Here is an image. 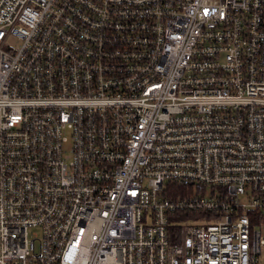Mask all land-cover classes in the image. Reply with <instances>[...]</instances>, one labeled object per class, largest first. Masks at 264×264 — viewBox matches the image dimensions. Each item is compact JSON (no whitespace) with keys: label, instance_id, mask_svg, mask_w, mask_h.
<instances>
[{"label":"built area","instance_id":"built-area-1","mask_svg":"<svg viewBox=\"0 0 264 264\" xmlns=\"http://www.w3.org/2000/svg\"><path fill=\"white\" fill-rule=\"evenodd\" d=\"M262 228L264 0H0V264H264Z\"/></svg>","mask_w":264,"mask_h":264},{"label":"trees","instance_id":"trees-1","mask_svg":"<svg viewBox=\"0 0 264 264\" xmlns=\"http://www.w3.org/2000/svg\"><path fill=\"white\" fill-rule=\"evenodd\" d=\"M189 185H192V184H188V185H187V183H181V184L176 183V184H174V186H178V187H181V188H184L183 186H188V188H189Z\"/></svg>","mask_w":264,"mask_h":264},{"label":"rangeland","instance_id":"rangeland-1","mask_svg":"<svg viewBox=\"0 0 264 264\" xmlns=\"http://www.w3.org/2000/svg\"><path fill=\"white\" fill-rule=\"evenodd\" d=\"M261 232H262V234L264 235V228H262ZM260 261H261L262 263H264V253H262L261 258H260Z\"/></svg>","mask_w":264,"mask_h":264}]
</instances>
